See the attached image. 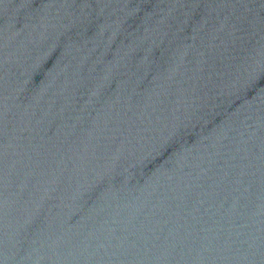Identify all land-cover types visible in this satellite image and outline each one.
Masks as SVG:
<instances>
[{
	"label": "water",
	"instance_id": "water-1",
	"mask_svg": "<svg viewBox=\"0 0 264 264\" xmlns=\"http://www.w3.org/2000/svg\"><path fill=\"white\" fill-rule=\"evenodd\" d=\"M0 264H264V0H0Z\"/></svg>",
	"mask_w": 264,
	"mask_h": 264
}]
</instances>
